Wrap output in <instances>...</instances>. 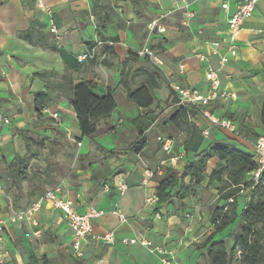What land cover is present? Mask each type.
<instances>
[{
  "label": "crops",
  "instance_id": "crops-1",
  "mask_svg": "<svg viewBox=\"0 0 264 264\" xmlns=\"http://www.w3.org/2000/svg\"><path fill=\"white\" fill-rule=\"evenodd\" d=\"M237 3L238 0H106V7L114 12L104 31L107 41L115 38L110 52L101 59L102 46L96 47V58L79 64L78 71L70 73L73 84L90 83L96 96L109 93L115 103L110 116L98 123V129H106V140L96 144L91 137H81L68 102L70 94L61 80L68 58L75 59L86 52L88 43L98 41L91 1L0 0V114L10 120L9 125H0V176L16 154L25 155L22 150L29 143L25 131L48 139L62 150L61 146L67 144L48 133L58 131L67 143H77L82 167L73 173H45L47 180L41 183L33 180L35 185L31 190L35 193L40 185L44 187L42 192L57 190L60 198L72 203L80 215L88 207L103 211L104 216L91 221L93 233L114 234L111 245L85 241L77 257L72 247V232L61 212L43 204L35 214L37 226L25 222L4 224L1 238L4 264H160L164 255L154 249L163 250L165 256L178 264H208L205 250L190 245L211 234V203L206 198L198 202L187 198L180 210L176 205L161 206L158 209L161 216L157 219L156 207L145 205L146 198L154 193L157 176L144 184L142 169L143 166L154 169L161 159L158 136L173 137V152L183 153L174 168L178 173H182L186 161L192 160L194 154L186 155L180 146L182 139L161 134L152 128L151 121L166 102L173 111L179 107L171 84L205 92L206 69L218 68L219 57L227 46V21ZM182 4L194 14L192 19H185L180 9ZM153 20L165 28L164 34L148 31L147 24ZM51 22L56 34L49 32ZM32 28L48 36V40L37 46L30 44L22 35ZM212 42H219L218 55H212ZM236 46L237 57L230 59L219 72L221 89L233 92L236 99L212 103L209 110L217 117L231 120L239 139L208 127L196 114L190 122L200 132L208 130L206 137L201 135L199 151L209 145L227 144L251 154L256 138L264 136L259 120L264 97V0L257 4L253 16L242 23ZM143 47L152 50L159 61L158 65L149 61L150 70L136 56ZM198 55L206 61L199 60ZM152 71L158 77V88L152 90L154 102L148 109L137 108L127 99L121 80L128 83L129 92L133 93ZM42 92H47L52 100L41 113L44 119L53 120L55 128L48 123L33 124V113L39 110L34 96ZM116 94L122 95L119 109ZM54 114L56 118L51 116ZM144 115L150 124L145 133L147 144L141 154L133 155L127 151L137 137L133 120ZM128 129L135 133L130 142L121 136ZM154 146L156 158H153ZM102 151L114 154L104 156ZM151 159H155L154 163H149ZM210 162L216 165L217 160L212 158L207 164L204 193L208 192L207 181L213 170V166L208 169ZM120 185L125 187L123 191ZM248 196L249 190L241 193L239 208L240 200L246 203ZM26 207L5 212L6 204L0 196V220L7 221L12 213ZM114 211L125 216L127 223H120ZM123 239H135L138 243L124 244Z\"/></svg>",
  "mask_w": 264,
  "mask_h": 264
},
{
  "label": "trees",
  "instance_id": "trees-1",
  "mask_svg": "<svg viewBox=\"0 0 264 264\" xmlns=\"http://www.w3.org/2000/svg\"><path fill=\"white\" fill-rule=\"evenodd\" d=\"M90 1L98 41L106 42L104 31L114 16V12L102 4L101 0ZM22 37L36 46L48 40V36L33 28L24 33ZM109 41H115V38L109 39ZM86 46V51L89 52L96 47V44L88 43ZM52 50L57 51L54 47ZM58 52L61 54L60 51ZM100 52L107 55L110 52V47L104 45ZM65 64L61 80L62 85L67 86L70 94L69 105L75 115L81 137H92L96 133L99 121L108 118L113 112L115 103L109 93L103 97L96 96L90 83L73 84L70 73L78 71L79 63L71 57ZM157 80L156 71H152L147 73L145 81L133 93L129 92L128 83L125 80H121V85L126 90L127 99L131 103L137 108L148 109L154 102L152 90L158 88ZM34 99L39 111L50 104L52 100L47 92L35 94ZM196 114L197 111L192 107L179 106L167 117L166 122L183 135L180 146L184 153L194 155L192 160L186 161L181 174L170 167H163L161 174L156 175V186L153 193L157 198L156 211L166 205H176L180 210L183 207V200L195 198L198 186L205 180L207 164L212 158H215L217 167L212 170L207 181V186L216 184L217 193V203L209 208L212 231L198 249L205 250L204 256L207 258L208 264H264V171L260 173L256 181H253L252 174L256 165L252 154L241 151L237 146L214 144L199 151L202 143L201 132L190 122V118ZM259 120L264 128V97ZM133 123L136 127L137 137L128 146L127 151L133 155H139L146 147L145 133L150 124L145 115L137 117ZM25 149L32 152L27 142ZM102 152L104 156L114 154L113 151ZM32 155L37 156L35 152H32ZM27 166V157L16 154L6 165L2 174L5 175L6 180H11L13 185L18 188L29 180ZM185 179H188L189 182L186 183ZM247 190H249L247 202L240 210L238 198L242 192ZM236 223H238L237 228L228 231L225 235V239L231 241L230 246L223 240H214L217 234L224 232Z\"/></svg>",
  "mask_w": 264,
  "mask_h": 264
},
{
  "label": "built area",
  "instance_id": "built-area-1",
  "mask_svg": "<svg viewBox=\"0 0 264 264\" xmlns=\"http://www.w3.org/2000/svg\"><path fill=\"white\" fill-rule=\"evenodd\" d=\"M263 0H238L236 8L233 14L227 21V46L225 53L220 55L218 68L207 67L205 72V79L207 82V87L204 93L198 89L182 88L179 85L171 84L170 88L177 98L178 106L192 107L197 111V114L202 117L208 127H212L221 130L236 139H239V133L236 129L235 124L226 118H220L214 115L209 107L215 102H226L234 101L236 96L233 92L221 89L219 72L220 70L229 63L230 59H235L238 55V49L236 46V41L238 35L241 31L242 23L253 16L255 13L256 6L259 2ZM180 9L184 12V17L186 20H190L194 17V14L187 9L185 4H182ZM147 29L149 32L157 31L160 34L165 33V28L160 26L157 20L150 21L147 24ZM49 32L56 34V28L51 22ZM96 47L108 46L111 47L113 43L111 41L95 42ZM213 47L212 55H218L219 52V42H212ZM96 47L89 52H85L81 55L75 57L77 63L81 64L87 60H93L96 58ZM101 59L105 58V54L102 53ZM137 57L149 59L153 64L158 65L159 61L155 56V53L147 47L141 48L137 53ZM199 60L206 61V58L202 55H198ZM56 118L57 115H51ZM10 124V120L0 114V125L7 126ZM201 135L206 137L208 135V130H202ZM157 143L160 146L161 159L158 165L151 169L148 166H143L142 172L144 175L143 183H147L152 180L156 175L161 174V169L163 167H170L174 169L177 164L182 160L183 153L172 154L175 144V139L173 137L158 136ZM252 157L256 165V169L252 174L253 181H256L262 171H264V136H259L256 138L252 145ZM175 170V169H174ZM119 188L123 191L125 187L120 185ZM43 204H49L53 209L61 212L64 220L67 222L68 227L72 232V247L74 253L77 257L80 256V248L82 244L87 241L102 242L106 245H111L114 242L113 232H108L103 235H96L93 233L91 221L93 219H98L104 216L103 211L94 209L93 207H88L86 212L82 215L75 212L72 203L64 201L60 198L59 192L57 190L46 191L39 195L28 207L25 209L16 211L10 215L7 221L0 220V264L5 263V249L1 245L3 227L6 222L16 224V223H28L30 226H37L35 220V214L41 209ZM145 205L149 207H157V198L154 194L148 196L145 200ZM156 211V210H155ZM113 215L116 216L120 223H127V219L118 211H114ZM155 216L157 219L160 218L159 211H156ZM124 244H136L137 240L123 239ZM143 246H148L145 242H140ZM157 253L164 255L160 259V264H178L176 261L169 259L166 253L161 249H154Z\"/></svg>",
  "mask_w": 264,
  "mask_h": 264
},
{
  "label": "rangeland",
  "instance_id": "rangeland-1",
  "mask_svg": "<svg viewBox=\"0 0 264 264\" xmlns=\"http://www.w3.org/2000/svg\"><path fill=\"white\" fill-rule=\"evenodd\" d=\"M102 4L106 5V0H104ZM145 59L146 58H142V61H143L142 63L143 65L147 67L148 70H150L151 68L149 64L150 60L149 59L145 60ZM115 99H116L117 106L119 109L120 106L122 105V95L116 94ZM164 105L165 107L162 110H160L158 114L155 116V118L151 121L152 128L153 127L156 128L158 132H160L161 134H164L167 136H176V137H179V139H182L183 135L179 136V133L167 124L166 122L167 117L172 113L173 109L169 108L170 104L167 102ZM33 117H34V121H33L34 125H41L43 123H48L50 127L55 128L54 124H52L53 120L51 118L44 119L41 111L37 110L36 112H34ZM98 126H97L96 133L91 137L92 142L96 144L98 142L103 143L106 140V133H105L106 129L105 128L98 129ZM48 133L54 136L57 140H61L62 142H64V144H67V145L61 146L63 149L60 150L59 148H56V146L53 143L49 142L48 139L44 137L41 138L39 135L30 134V132L25 131V134H26L25 137L29 140V145L31 147V150L32 152H35L37 156L34 157L32 155V152L26 151L25 147L23 148L22 152L23 151L25 152V156L28 159L27 172L29 174V180L22 183L20 187L18 188L15 187L11 180H6L5 175L1 174L0 176V196L3 198V201L6 204L5 212L18 210V209L23 208L24 206H28L31 203V200L35 196H39L42 193H44L41 191L44 188L42 185L39 186L38 190L35 193L31 190V187L35 185L33 180L36 179L37 181H40V183L45 182L47 180V176L45 173H73V171H75L78 167L81 166L78 160L79 159V154H78L79 147L76 145L77 143L76 142L75 143L70 142L71 144L67 143L65 140V137L62 134H60L58 131L52 130L51 132L49 131ZM153 133L148 135L149 139L151 138ZM244 133H247V132L244 131ZM121 134H122L121 136L125 138V140L128 142H130L133 139V137H135V133L132 129L124 130L121 132ZM248 134H251V136H254L252 135L251 131H249ZM153 154H154L153 158H156V156L158 155L157 149L155 146H154ZM174 155H175V152H174ZM154 161L155 159L153 160L151 159V162L149 161V163H154ZM211 166H213V169H215L217 167V164L213 165V162H210L208 169H211ZM209 187H210V190H207L208 186H206V191L208 192L204 193L203 191L204 183L202 182L198 186L197 192H195V199L198 202L206 198V202L211 203L209 207L211 208L215 203H217V197H216L217 193L216 194L214 193L216 192V184L213 183ZM244 203L245 202L243 200H240V210L243 207L242 204ZM237 226H238V223L230 226L224 232L217 234L214 237V240H223L224 242H226L228 246H230L231 241L226 240L225 235L228 231L236 229ZM211 231H212V228H211ZM204 239L205 238L203 237L198 238V243L194 242L190 246L199 247L204 241ZM202 258L204 259V257Z\"/></svg>",
  "mask_w": 264,
  "mask_h": 264
}]
</instances>
